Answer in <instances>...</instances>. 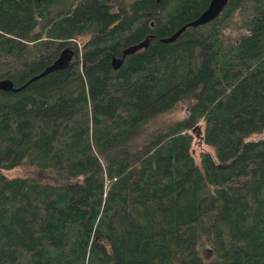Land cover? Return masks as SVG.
Here are the masks:
<instances>
[{
  "label": "trees",
  "instance_id": "16d2710c",
  "mask_svg": "<svg viewBox=\"0 0 264 264\" xmlns=\"http://www.w3.org/2000/svg\"><path fill=\"white\" fill-rule=\"evenodd\" d=\"M209 1L0 0V79L72 52L0 88V264H264V0L159 40Z\"/></svg>",
  "mask_w": 264,
  "mask_h": 264
},
{
  "label": "water",
  "instance_id": "95a60500",
  "mask_svg": "<svg viewBox=\"0 0 264 264\" xmlns=\"http://www.w3.org/2000/svg\"><path fill=\"white\" fill-rule=\"evenodd\" d=\"M226 2L227 0H210L206 8L196 18L184 23L177 30H175L171 35L167 37H161L159 38V40L172 41L182 30L185 29L186 26L198 25V24L209 21L210 19L214 18L220 12V10L223 8ZM148 42H149L148 38H145L144 40H141L138 43L131 44L123 48L121 52V56L119 57L114 56L112 58L113 66L118 67L122 63L123 58L127 53L132 52L141 46H146ZM71 57H72V52H66L62 50L56 60H54L51 64L45 66L44 69L38 72L37 74H34L33 76H31L22 85L14 86L13 83L9 79L5 78V79H0V88L5 89V90H18L24 85H26L28 82H30L31 80L36 79L40 76H43L44 74L48 73L51 70L67 65L69 61L71 60ZM197 127L198 126L195 125L193 129Z\"/></svg>",
  "mask_w": 264,
  "mask_h": 264
},
{
  "label": "rangeland",
  "instance_id": "374dc122",
  "mask_svg": "<svg viewBox=\"0 0 264 264\" xmlns=\"http://www.w3.org/2000/svg\"><path fill=\"white\" fill-rule=\"evenodd\" d=\"M183 116H185V107H184V105L182 103H180V104H178L176 106L175 110L169 116H167L166 118L167 119L169 117L170 118L171 117L179 118V117H183ZM162 120H165L164 116L162 117ZM187 123L191 124L192 126H195V125L198 126L197 128L192 130L193 134H194V141L192 143V152L194 154L195 160L198 161L199 160L198 153H199L200 149L209 147L208 144L203 143L202 141H199V139L195 136V135H199L200 134L201 130L204 128V123L201 120L199 122L195 123V121L192 120V119H188ZM203 253L206 255V257H208L209 253H210L209 247H207V246L204 247L203 248Z\"/></svg>",
  "mask_w": 264,
  "mask_h": 264
}]
</instances>
